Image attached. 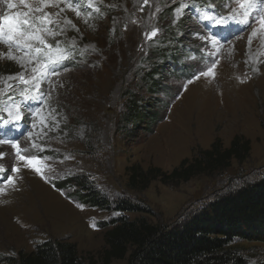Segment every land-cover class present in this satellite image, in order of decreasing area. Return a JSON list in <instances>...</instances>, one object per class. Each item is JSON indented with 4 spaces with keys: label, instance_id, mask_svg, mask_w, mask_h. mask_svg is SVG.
Segmentation results:
<instances>
[{
    "label": "rangeland",
    "instance_id": "1",
    "mask_svg": "<svg viewBox=\"0 0 264 264\" xmlns=\"http://www.w3.org/2000/svg\"><path fill=\"white\" fill-rule=\"evenodd\" d=\"M48 2L58 6L44 7ZM75 7L80 16L64 0H0V17L51 14V32L39 34L67 57L55 65L58 75L33 79L31 55L0 43V141L11 142H0V264L57 239L75 243L85 263L98 260L110 223L122 216L113 209L119 201L147 208L125 214L131 220L175 226L219 195L264 177V0H255L247 23L235 0H77ZM233 9L230 24L205 28L203 15L227 18ZM153 29L158 34L147 40ZM213 64L214 76L200 75ZM15 105L22 118L6 128ZM130 109L142 120H127ZM215 109L222 113L216 121ZM237 135L252 149L227 171L175 185L158 179L145 191L128 185L133 165L170 173L216 139L228 148ZM12 143L20 155L41 161L43 175ZM78 178L112 209L82 203ZM230 249L245 264H264V243L234 240ZM129 256L112 264H127Z\"/></svg>",
    "mask_w": 264,
    "mask_h": 264
},
{
    "label": "trees",
    "instance_id": "2",
    "mask_svg": "<svg viewBox=\"0 0 264 264\" xmlns=\"http://www.w3.org/2000/svg\"><path fill=\"white\" fill-rule=\"evenodd\" d=\"M126 118L132 124L142 120L132 109ZM251 149V141L240 135L228 148L216 139L209 149L182 160L170 173L157 167L144 171L138 165L131 166L128 185L145 191L158 179L175 185L200 175L221 173L229 170L234 160L245 162ZM73 182L84 193L80 194L82 203L112 209L111 203L86 180L78 178ZM113 209L122 216L110 223L111 228L105 233L106 247L98 260L90 258L85 263L77 245L66 239L48 240L29 253L3 260L6 264H112L130 253L127 264H245L230 249L233 241L264 243V177L219 195L175 226L154 225L145 217L131 220L125 214L148 210L129 199L119 201Z\"/></svg>",
    "mask_w": 264,
    "mask_h": 264
},
{
    "label": "snow or ice",
    "instance_id": "3",
    "mask_svg": "<svg viewBox=\"0 0 264 264\" xmlns=\"http://www.w3.org/2000/svg\"><path fill=\"white\" fill-rule=\"evenodd\" d=\"M22 2H24V0H22ZM64 2L66 3L68 8L76 12L77 16L81 15L80 11L75 7L77 0H64ZM254 2L255 0H235V3L238 5L239 9L238 14L244 18L242 21L243 23L248 22L249 9L253 8ZM145 3H147V0H145ZM25 6L28 7L27 4H25ZM43 6L52 7L58 5H53L52 3L48 2L44 3ZM8 7L12 8L15 7V5L9 3ZM183 7L184 6H181V8H179L177 11L182 12ZM34 11L42 12L43 9L37 7ZM61 11H63V9H61ZM157 11H159V9H157ZM57 15H59V13H57ZM21 17H23V19H21ZM202 18L213 22L217 26H224L228 23L229 20H234L237 18V9H233L232 14H230L227 18H213L212 16L207 14L203 15ZM52 23L53 21L51 19V14L49 13H44L42 16L38 17H30L29 13H16L15 15H5L3 17H0V43L7 44L9 49L15 48L17 51L24 53L25 55H31V62H34L36 65L31 69L32 73L34 74L33 79H36L37 76L42 78L44 75H47L49 73L53 75H58V73L55 71V65L62 63L64 59H67V57L64 55V50L59 48L58 43L55 46L54 53V46L52 44H48L46 40L43 39L42 36L39 34L42 31L51 32V30L48 29L47 26ZM68 23H70V21H68ZM259 24L260 28L264 30V16L259 17ZM158 31V29H153L150 33H145L146 39L152 40L158 34ZM253 35H255V33H253ZM212 43L216 44L217 41L212 40ZM56 53L59 54L58 59L54 58ZM8 58L17 60V62L21 63V66L23 67V62L19 58L13 56L11 52L8 53ZM214 66L215 64H213V66L210 67L207 72H203L200 75L214 76ZM196 78L198 79L199 75ZM19 79L22 83L28 82L24 79L22 74L19 76ZM14 107L16 116L12 121H9L10 123H13L15 122V120H19L22 118L20 116V106L15 105ZM9 114L11 115V112ZM29 135H31V133ZM0 142L11 143L10 141ZM12 147L17 149V156L21 160L25 161L27 165L32 167L33 170L36 171L38 174L43 175L42 167L38 166L41 165V161L39 159H37L36 157H26L20 155L19 145L16 143H12ZM43 167H47V165H43ZM13 171H18V169H13ZM7 183H14L11 177H8Z\"/></svg>",
    "mask_w": 264,
    "mask_h": 264
},
{
    "label": "bare ground",
    "instance_id": "4",
    "mask_svg": "<svg viewBox=\"0 0 264 264\" xmlns=\"http://www.w3.org/2000/svg\"><path fill=\"white\" fill-rule=\"evenodd\" d=\"M204 23H205V28L208 30L209 28H210V26H209V23L210 24H212V25H215L213 22H211V21H209V20H206V21H204ZM227 24H230V23H227ZM227 27H229V28H231V29H234V25H230V26H227ZM226 28V27H225ZM225 28H224V30H225ZM228 29V28H227ZM222 30V29H221ZM233 59H234V57H233ZM26 61V62H25ZM24 61V63H26L27 65H28V63H30V61L26 58V60ZM215 106V105H214ZM209 112V111H208ZM213 113V114H212ZM212 113H210V114H212V116L214 117L215 115H216V117H214V120L216 121V119H219L220 117L219 116H221L222 115V113H219V112H217V109H215V110H213V112ZM210 117H211V115H209ZM209 116H207L208 118H209ZM213 119V118H212ZM12 121V120H11ZM14 124H15V122H13V123H8V124H6V128H10V127H13L14 126Z\"/></svg>",
    "mask_w": 264,
    "mask_h": 264
}]
</instances>
